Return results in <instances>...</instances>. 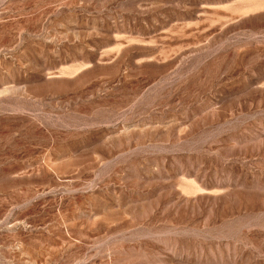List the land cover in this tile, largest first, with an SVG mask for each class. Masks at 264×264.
I'll use <instances>...</instances> for the list:
<instances>
[{"label": "rangeland", "instance_id": "1", "mask_svg": "<svg viewBox=\"0 0 264 264\" xmlns=\"http://www.w3.org/2000/svg\"><path fill=\"white\" fill-rule=\"evenodd\" d=\"M0 264H264V0H0Z\"/></svg>", "mask_w": 264, "mask_h": 264}]
</instances>
